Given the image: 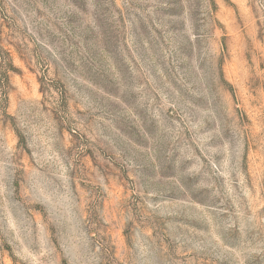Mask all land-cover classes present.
I'll list each match as a JSON object with an SVG mask.
<instances>
[{
    "label": "rangeland",
    "instance_id": "1",
    "mask_svg": "<svg viewBox=\"0 0 264 264\" xmlns=\"http://www.w3.org/2000/svg\"><path fill=\"white\" fill-rule=\"evenodd\" d=\"M0 264H264V0H0Z\"/></svg>",
    "mask_w": 264,
    "mask_h": 264
}]
</instances>
